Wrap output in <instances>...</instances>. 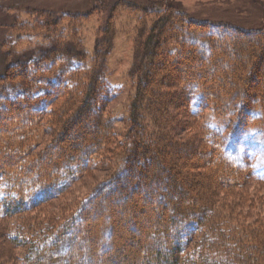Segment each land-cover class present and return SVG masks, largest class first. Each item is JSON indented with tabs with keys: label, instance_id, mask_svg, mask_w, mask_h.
I'll list each match as a JSON object with an SVG mask.
<instances>
[{
	"label": "trees",
	"instance_id": "obj_1",
	"mask_svg": "<svg viewBox=\"0 0 264 264\" xmlns=\"http://www.w3.org/2000/svg\"><path fill=\"white\" fill-rule=\"evenodd\" d=\"M143 3L111 4L92 54L77 28L70 26L64 35L60 18L43 11L34 14L41 20L31 33L41 35L43 44L19 51L11 40L4 43L0 206L8 222L5 239L19 251L11 264H264V221L245 212L234 194L249 182L264 185V177L225 153L218 123L199 125V133L189 136L188 121L175 115L181 107L185 118L199 124L197 114L212 109L214 118L223 120L227 113L221 109L239 91L234 129L264 136V28L232 25L229 33L215 35L207 32L206 21L167 0ZM118 5L155 15L143 17L136 30L126 77L123 152L108 181L90 190L67 216L34 225L37 219L25 213L66 194L115 139L117 120L104 116L102 101L118 94L106 81ZM17 24L9 34H23L24 25ZM200 33L210 40L205 51L191 41ZM252 34L260 35V42H252ZM229 74V84L217 82ZM59 99L65 100L60 106ZM47 113L50 130L41 138L38 127ZM60 127L82 131L60 137L55 132ZM51 156L53 163L46 159Z\"/></svg>",
	"mask_w": 264,
	"mask_h": 264
},
{
	"label": "rangeland",
	"instance_id": "obj_2",
	"mask_svg": "<svg viewBox=\"0 0 264 264\" xmlns=\"http://www.w3.org/2000/svg\"><path fill=\"white\" fill-rule=\"evenodd\" d=\"M118 1L120 0H0V71L3 66V54L6 50L4 43H6L7 40H11L12 42L10 45H14V48H17L19 51H24L43 44L41 35H31V33H35L32 24L39 19L41 20V17H36L34 15L39 11L49 12V15L60 18V26L58 29L60 33L61 29L65 30L63 33L64 35L65 32L68 33L66 30H68V28L70 30V26L72 28H77L75 32L78 37L83 39L87 53L92 54L95 39L101 27L105 24L108 15L110 16L112 12L109 11L112 6L111 4ZM124 1L138 4L143 1V5L146 7L145 0ZM167 1L183 9L185 13L196 21H206L209 24L207 32L209 31V33L215 35L229 33L230 28L234 26H238L245 30L264 28V0ZM118 6L114 20L116 33L107 59L108 73L106 76L107 86L118 90V94L116 97L106 102L102 101V112L104 116L115 117L117 120L114 124L115 139H112L110 145L100 150L98 156H95V158L91 160L95 162V167L93 169L90 168L91 171L83 175L81 180L67 191L68 194L61 195L57 199L43 203L35 209H32L31 212L25 213L27 216L37 219L34 225L43 226L44 222H55V220H58V217L64 218L67 216L70 209H72L79 200H82L88 195L91 192L90 190L108 181L107 179L110 172L113 170L114 161L120 159V155L123 152V145L121 143H124L127 134L128 123L126 119V108L130 91L126 77L133 64V45L136 37V30L142 23L143 17L149 20L151 17L154 18L155 15H149L145 10H142L140 13H131L127 11L123 5ZM85 14H87V16L83 17L82 15ZM71 15H80L81 17L78 19L69 18ZM13 24H17L16 26H19V24L24 25L21 26L20 29L23 34H19L20 31H18L15 36L9 34L11 30L10 27ZM26 27L28 28L27 30H25ZM195 36L197 37L191 41L196 43L195 45L198 49L200 48L202 51H205L210 47V40L207 39L204 34L200 33ZM248 36L252 42H260L261 40V38L259 39V37H261L260 35L252 34ZM169 48H174V45H170ZM174 49L176 50V48ZM174 49L172 50L173 52L171 51L169 54H173L175 52ZM253 57L254 56L250 55L249 59ZM260 64L264 66V56ZM153 71H155V69H153ZM229 77L230 74L226 79L221 80V78H218L217 82L220 83L224 80L226 84H229ZM242 97V92L238 91L225 103L221 110H223V113H227V115H225L223 120L214 118L212 109L197 114L198 119H196L199 124L195 120L192 121V119L188 117L185 118L183 108L181 107L177 108L175 115L177 117L179 116L185 122L188 121L187 125L190 126V130L186 132V134L189 136H195L199 133V125L201 128L206 126L213 127L215 123H218L216 128L220 131L221 136L224 137L225 153L238 164L251 168L257 176L264 177V136H261L253 129L245 132H239L234 129V112L236 111L234 103L239 102ZM64 101V99H59L56 105L58 104V106H60ZM195 112H197V110H195ZM51 113L43 115L42 122L39 123L38 135L41 138H47L46 134L50 130ZM228 119L229 122H227ZM66 125L68 128L70 123ZM65 129L66 128L60 127L55 132L56 134L61 133L60 137H65L67 135L75 136L77 132L80 133L82 131V129L79 128L73 130V127L67 131H64ZM16 132L17 131L14 130L12 133L8 134L13 136ZM56 134L54 133L53 135ZM187 135L182 134V137ZM56 143L59 144V141ZM182 154L181 151L179 155L182 156ZM46 159L50 161V163L56 160L53 159L52 156ZM13 165L19 166V162L15 161ZM40 166L41 162L38 161L36 167ZM180 177L184 176L182 175ZM197 178L199 179V176ZM186 179L188 180L187 177ZM234 194L237 196L245 212H249L252 217H257L264 221V185H259L255 181L249 182L248 186L242 188L240 191L234 192ZM25 222L30 221L28 220ZM7 225L8 222H6V219L2 218L0 206V264L13 263L12 259H15L19 254V251L5 239L4 233ZM32 228L33 227H31V229ZM125 235L127 237H133L129 235V233ZM141 258L146 259L145 256H140V259ZM19 259L22 260L23 257H19ZM118 259H120V256Z\"/></svg>",
	"mask_w": 264,
	"mask_h": 264
}]
</instances>
